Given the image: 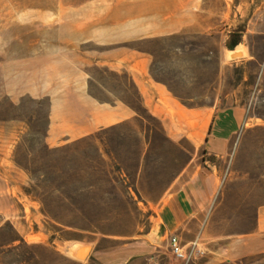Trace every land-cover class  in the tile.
I'll list each match as a JSON object with an SVG mask.
<instances>
[{
	"label": "crops",
	"instance_id": "1",
	"mask_svg": "<svg viewBox=\"0 0 264 264\" xmlns=\"http://www.w3.org/2000/svg\"><path fill=\"white\" fill-rule=\"evenodd\" d=\"M127 3L125 21L112 7L71 32L93 46L69 55L63 79L39 81L67 87L5 93L18 109L50 99L42 196L63 197L65 213L55 218L33 200L16 217L18 233L30 216L37 243H53L41 230L50 223L111 239L116 246L87 253L103 264L152 260L173 234L197 241L196 264H264V122L245 106L216 103L226 70L257 62L249 39L264 35V0ZM233 32L244 38L230 50ZM29 128L17 126L8 146L23 142L35 159ZM249 134L256 159H241ZM204 151L218 162L205 166ZM0 212L13 209L0 202ZM95 244L61 249L84 257Z\"/></svg>",
	"mask_w": 264,
	"mask_h": 264
},
{
	"label": "rangeland",
	"instance_id": "2",
	"mask_svg": "<svg viewBox=\"0 0 264 264\" xmlns=\"http://www.w3.org/2000/svg\"><path fill=\"white\" fill-rule=\"evenodd\" d=\"M96 1L99 2L95 3ZM112 7L117 9V16L125 21L127 0H121L117 4L102 3V0H0V202H6L13 209L11 214L0 212V264H13L21 259L18 254L10 256L5 254L4 246L19 238L18 230L21 226L16 229V217L25 214L27 204L41 199L48 204L50 213L55 218L62 219L65 215L57 208L63 197L42 196L43 189L48 183L46 178H42L45 167L42 159L45 153L42 137L47 125L50 99L48 97L41 99L38 108H32L29 104L23 109H18L5 93L16 91L37 93L51 90L53 87H67L66 84L39 81L63 79L59 69L71 64L69 55L79 54L93 46L80 43L71 32L81 27L86 28L87 23L95 21L97 13H106L108 8ZM249 40L253 44V53L259 57L263 56L264 35H253ZM262 75L255 61H248L247 64L238 67L231 65L225 72L219 92L216 93L220 97L216 99V103L221 106L236 104L245 106L252 119L264 122ZM26 125L34 131L27 139L34 145L35 159H30L23 142L15 143V146L11 143L8 146V138H14L16 127ZM244 152L245 155L241 159H256L254 135L249 134ZM261 152L264 153V143ZM23 223L27 225L22 228L26 233V235L22 233L25 236L23 238L29 244L37 243L34 242L32 234L34 228L31 217L29 216ZM41 230L53 234V243L42 244L56 248L65 256L53 255L51 264H103L87 253L92 254L94 251L117 245L111 239L86 237L80 229L64 228L55 223H50ZM22 234L20 232L19 236H23ZM169 237L168 240H159L155 245L152 260L139 259L133 264H196L195 260L187 263L176 257L171 251ZM90 240L96 244L94 248L86 251L84 257L73 253ZM64 243L73 247L72 253L61 249ZM35 256V264H43L38 254ZM250 262L247 260L246 264Z\"/></svg>",
	"mask_w": 264,
	"mask_h": 264
},
{
	"label": "trees",
	"instance_id": "3",
	"mask_svg": "<svg viewBox=\"0 0 264 264\" xmlns=\"http://www.w3.org/2000/svg\"><path fill=\"white\" fill-rule=\"evenodd\" d=\"M243 34L238 32H233L230 34L229 39L227 40V47L230 50H235L242 42H243ZM257 59V65L260 69L262 78L264 76V54L263 56L259 57L254 54ZM203 163L205 166L207 162L214 164L218 162V157L214 155H209L207 151H204L203 154ZM10 226L17 232L14 226L10 223ZM17 239H14L12 242L6 244L4 246V252L7 255L18 254L21 256V259L16 260L13 264H35L36 262V254L40 257L43 261V264H51L53 259V255H58L60 257H65L59 250L54 247H51L47 244L42 243H32L29 244L22 236H19L18 233Z\"/></svg>",
	"mask_w": 264,
	"mask_h": 264
},
{
	"label": "built area",
	"instance_id": "4",
	"mask_svg": "<svg viewBox=\"0 0 264 264\" xmlns=\"http://www.w3.org/2000/svg\"><path fill=\"white\" fill-rule=\"evenodd\" d=\"M169 243L172 253L182 259L185 262H190L196 259V253L198 252V243L195 239L187 247L177 235H170Z\"/></svg>",
	"mask_w": 264,
	"mask_h": 264
},
{
	"label": "bare ground",
	"instance_id": "5",
	"mask_svg": "<svg viewBox=\"0 0 264 264\" xmlns=\"http://www.w3.org/2000/svg\"><path fill=\"white\" fill-rule=\"evenodd\" d=\"M49 3V2H48Z\"/></svg>",
	"mask_w": 264,
	"mask_h": 264
}]
</instances>
